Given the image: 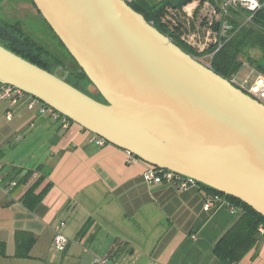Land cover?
Here are the masks:
<instances>
[{
  "label": "water",
  "instance_id": "1",
  "mask_svg": "<svg viewBox=\"0 0 264 264\" xmlns=\"http://www.w3.org/2000/svg\"><path fill=\"white\" fill-rule=\"evenodd\" d=\"M91 94L0 45V82L154 167L264 216V106L177 46L124 0H33Z\"/></svg>",
  "mask_w": 264,
  "mask_h": 264
},
{
  "label": "crops",
  "instance_id": "2",
  "mask_svg": "<svg viewBox=\"0 0 264 264\" xmlns=\"http://www.w3.org/2000/svg\"><path fill=\"white\" fill-rule=\"evenodd\" d=\"M216 1L222 9L225 0ZM203 5L210 18L221 13L200 0L183 11L200 16ZM10 110L0 101V163L18 182L9 194L0 188V264H55L62 222L69 244L60 264H227L215 248L243 215L238 207L206 209L199 187L148 185L145 162L129 163L126 150L91 144L81 126L64 128L24 102ZM47 187L39 202H25ZM233 264H264V235Z\"/></svg>",
  "mask_w": 264,
  "mask_h": 264
},
{
  "label": "trees",
  "instance_id": "3",
  "mask_svg": "<svg viewBox=\"0 0 264 264\" xmlns=\"http://www.w3.org/2000/svg\"><path fill=\"white\" fill-rule=\"evenodd\" d=\"M4 0H0L1 4ZM29 2L36 9L41 23L44 25V33L40 39L23 33V25L18 22H10L2 20L0 25V45L7 50L20 56L24 60L42 68L43 70L54 74L56 71L50 68V65H56V69H62L67 72L65 81L73 87L79 89L92 98L107 103L101 94L93 95L89 92L88 87L91 81L86 76L85 72L78 65L74 57L70 54L68 49L62 43L60 38L56 35L49 23L43 18L41 13L37 10L33 0H22ZM195 0H134L130 6L139 14L143 15L149 23L158 29L161 33L171 38L173 42L179 46L183 51L193 57H201L212 54L217 51L218 44H212L203 53L195 55L192 47L181 41L180 36L184 29L181 24H171L170 27L162 23L161 18L172 10L176 13H182L184 7L191 4ZM201 2H210L218 11L222 12L219 3L216 0H200ZM263 7L252 16L250 21L246 18L251 16V13L241 7L231 8L229 13L224 15V18L232 25L233 36L225 42V44L215 53L211 68L215 73L229 80L232 75L237 73L244 62H248L255 66L260 71L264 72V0H260ZM198 12L196 13V15ZM207 22L203 19L202 25ZM220 23L214 22L212 28L218 30ZM47 41H43V38ZM47 44H50L56 52L52 54ZM260 51L261 57L254 55L255 52ZM256 54V53H255ZM65 67V68H58ZM82 85H85L82 87ZM74 123L71 119H69ZM150 165V164H149ZM152 166V165H151ZM157 168V167H156ZM199 188L207 195H219L223 197L235 208L238 207L243 215L235 226L219 241L216 245L215 253L219 259L227 264H233L240 261L259 241V227L264 225V216L255 211L252 207L247 205L242 200L226 195L216 189L207 185L200 184ZM33 195L32 190L28 191V196L25 202L35 204L40 201L44 192ZM27 233H19L18 240L25 237ZM3 253L2 250H0Z\"/></svg>",
  "mask_w": 264,
  "mask_h": 264
},
{
  "label": "built area",
  "instance_id": "4",
  "mask_svg": "<svg viewBox=\"0 0 264 264\" xmlns=\"http://www.w3.org/2000/svg\"><path fill=\"white\" fill-rule=\"evenodd\" d=\"M127 4L133 3L134 0H124ZM241 7L246 9L251 13V16L246 18V21H250L254 13L258 12L262 7L263 3L260 0H225L223 3V10L215 17L218 13L212 14V20L209 22V27L207 34L214 35L212 44H218V49L222 48V46L227 42L232 36V25L224 18V15L229 13L231 8ZM215 19H218L220 25L218 30H213L212 26L215 22ZM210 39L208 37L207 42ZM206 45V44H205ZM203 45V48L205 47ZM203 52V51H202ZM204 55L198 58L204 64L211 66L212 59L215 53ZM244 71V74L242 72ZM229 81L239 88L242 92L250 96L251 98L258 101L260 104L264 106V72L257 69L255 66L251 65L248 62H244L240 70L232 75ZM0 101L7 102L11 108L8 112L7 116L11 117L13 114L12 109L17 107L20 103L24 102L29 110H37L41 115H47L56 121L61 122L64 128H70L72 123L67 117L63 116L61 113L56 111L55 109L49 107L45 103L41 102L39 99L34 96L24 92L23 90L8 84H4L0 82ZM90 143L95 144L97 146H104L107 144V141L96 135L91 133ZM128 153V162L131 164H137L139 162H143L141 159L136 157L135 155ZM143 178L148 185H162V184H172L180 190H186L191 187H199V183L190 178L170 170H164L160 168H156L145 163V170L143 173ZM18 186V182L16 179L9 178L4 172V166L0 163V188H4V190L9 194L14 191V189ZM217 203L225 204L231 207V211H235V207L232 206L229 202H227L223 197L219 195H207L205 197V208L210 209L216 206ZM65 227V222L60 223L56 228V233L54 237V246L60 252H65L69 240L62 233V228ZM259 233L264 235V225L259 227ZM86 250V249H85ZM109 259H101L96 257L93 260V264H107Z\"/></svg>",
  "mask_w": 264,
  "mask_h": 264
},
{
  "label": "rangeland",
  "instance_id": "5",
  "mask_svg": "<svg viewBox=\"0 0 264 264\" xmlns=\"http://www.w3.org/2000/svg\"><path fill=\"white\" fill-rule=\"evenodd\" d=\"M156 2L160 0H154ZM0 10V25L3 22L2 20L10 21V22H20L23 25V33L29 36H33L35 38L40 39L42 33H44V25L41 23V20L38 16L36 9L29 2H5L4 6H1ZM205 6L203 5L200 9L202 10V14L200 16L192 15L190 18L188 13L184 10L182 13H176L172 10L168 11V14L161 18L163 24L168 25L170 27L171 24H181L184 26L180 39L190 47H192L195 51V55L199 53H203L206 49H208L212 45V39L214 35L207 34V27H209V22L212 20L210 18V13L206 12ZM204 10V11H203ZM203 19L207 22L205 25H202ZM218 19H215L217 21ZM153 24V23H152ZM41 36H40V35ZM210 39L207 42V39ZM43 38V37H42ZM48 40V37L46 38ZM43 38V41H47ZM46 43V42H45ZM206 44V45H205ZM50 44H47L49 47ZM203 45L205 47L203 48ZM49 50L52 54L57 53L56 50L50 46ZM203 51V52H202ZM256 53V54H255ZM254 55L261 57L260 51H256ZM58 54V53H57ZM199 56V55H198ZM262 64H264L263 60H260ZM50 68L54 71L58 69L56 65H50ZM65 68V67H58ZM244 74V71L242 72ZM85 85H82L84 87ZM85 88V87H84ZM54 254H55V264H60V258L62 257V252L58 251L54 246ZM94 260V259H92Z\"/></svg>",
  "mask_w": 264,
  "mask_h": 264
},
{
  "label": "flooded vegetation",
  "instance_id": "6",
  "mask_svg": "<svg viewBox=\"0 0 264 264\" xmlns=\"http://www.w3.org/2000/svg\"><path fill=\"white\" fill-rule=\"evenodd\" d=\"M5 2H8V3H9V2H13V3L15 2V3H18V2H23V1H22V0H4V1L2 2L1 6H4V3H5ZM196 58L198 59L199 57H196Z\"/></svg>",
  "mask_w": 264,
  "mask_h": 264
}]
</instances>
